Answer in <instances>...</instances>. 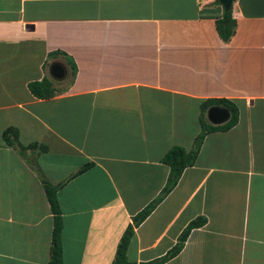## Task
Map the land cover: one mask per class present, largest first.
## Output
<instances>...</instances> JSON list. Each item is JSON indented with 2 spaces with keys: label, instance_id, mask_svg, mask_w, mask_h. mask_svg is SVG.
I'll return each instance as SVG.
<instances>
[{
  "label": "crops",
  "instance_id": "crops-1",
  "mask_svg": "<svg viewBox=\"0 0 264 264\" xmlns=\"http://www.w3.org/2000/svg\"><path fill=\"white\" fill-rule=\"evenodd\" d=\"M231 9L235 33L224 41L221 0H0V264L50 260L41 176L58 186L63 264H112L167 182L165 154L194 147L209 98L233 101L237 124L206 135L127 256L163 257L203 216L162 264H264V0ZM54 62L64 79L51 75ZM43 78L53 79L50 97L29 88ZM10 126L39 146L7 144Z\"/></svg>",
  "mask_w": 264,
  "mask_h": 264
},
{
  "label": "trees",
  "instance_id": "trees-1",
  "mask_svg": "<svg viewBox=\"0 0 264 264\" xmlns=\"http://www.w3.org/2000/svg\"><path fill=\"white\" fill-rule=\"evenodd\" d=\"M217 29L221 38L224 41H229L235 33V20L232 18V9H227L224 18L217 22ZM71 68L73 74L76 73V64L71 61ZM29 88L31 92L40 98L50 97L55 92L53 79L43 78L40 81L30 82ZM211 106H222L230 111L229 119L221 124H213L206 117V112ZM201 132L198 134L195 140V145L192 149L181 145H174L163 157V162L170 166V172L168 175L167 182L160 192V194L150 202L142 211L136 214L133 218V223L129 225L125 233L123 234L116 251V256L112 264H138L137 262L130 261L127 256V251L132 236L135 233V228L138 227L152 212L153 210L163 201V199L176 187L184 170L194 165L199 151L202 147L204 139L209 132L216 130H227L237 124L239 120V109L237 105L227 98H209L206 99L201 106ZM3 140L15 147H18L20 151L32 149L38 147V143H31L28 146L21 144L19 141V133L16 127L10 126L5 129L3 134ZM44 146H40V149H44ZM87 168V165L83 166L79 171ZM46 195L50 201L52 212L54 215V225L52 231V244H51V255L48 264H63V251H62V216L57 199L58 186L54 185L45 177L41 176ZM207 218L200 216L192 220L187 227L182 231L178 238V242L168 251L163 257L144 264H162L167 260L176 256L184 247L191 231L194 228L205 225Z\"/></svg>",
  "mask_w": 264,
  "mask_h": 264
},
{
  "label": "water",
  "instance_id": "water-1",
  "mask_svg": "<svg viewBox=\"0 0 264 264\" xmlns=\"http://www.w3.org/2000/svg\"><path fill=\"white\" fill-rule=\"evenodd\" d=\"M234 0H221V3L230 9ZM51 75L57 80H62L67 74L65 66L60 62H54L50 68ZM209 119L215 124L226 122L230 117V111L222 106H213L208 112Z\"/></svg>",
  "mask_w": 264,
  "mask_h": 264
}]
</instances>
